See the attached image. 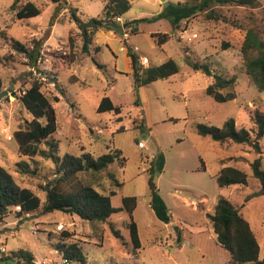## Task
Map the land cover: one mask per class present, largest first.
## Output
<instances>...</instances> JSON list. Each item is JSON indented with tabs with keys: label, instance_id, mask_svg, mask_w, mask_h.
Instances as JSON below:
<instances>
[{
	"label": "rangeland",
	"instance_id": "1",
	"mask_svg": "<svg viewBox=\"0 0 264 264\" xmlns=\"http://www.w3.org/2000/svg\"><path fill=\"white\" fill-rule=\"evenodd\" d=\"M25 1L20 0V3ZM31 1L43 7L41 14L19 20L10 9L13 0H0V78L1 90L7 91L0 99V165L20 186L29 187L45 198L38 184L53 176V165L40 157L31 159L19 155L13 134L20 124L31 118L18 96L33 78H40L42 90L56 109L57 129L52 136L58 142L60 156L65 152L79 154L81 147L96 155L111 148L122 151L125 165L120 167L116 162L109 165L123 182L121 188L113 189L110 200L112 206L119 209L123 196L136 197L132 214L141 247L132 246L129 218L123 208L105 222L86 221L61 211L25 214L21 219L10 213L0 226V247L7 251L26 249L39 264H65L50 242L57 239L59 230L66 228L72 233L71 240L83 248L85 264H229V253L216 242L207 217L208 213H213L217 198L223 196L237 206L249 222L260 245L258 258L262 259L264 195H255L260 185L251 176L250 169V162L258 154L246 144L220 143L202 137L197 134L196 125L221 127L227 119L233 118L236 128H245L254 136L250 116L255 110L264 112V91H258L246 74L240 45L247 28L264 37V0H257L255 7L234 4L220 7L222 18L218 21L191 20L162 47L152 44L148 32L171 33V25L165 19L140 22L136 33L126 30L128 38H123L126 34L113 31V35L107 29H99L94 35V46H99L100 50L96 52L92 47L90 54L78 56L69 67L64 62L67 36L71 29L75 33L77 28L68 8L50 0ZM66 1L82 20L99 16L105 2ZM180 1L134 0L121 16L120 23L137 18L143 11L152 13L164 3ZM11 37L27 43L31 38H42L38 69L29 67L20 55L6 56L11 52ZM126 50H133L139 57L146 56L147 61L143 62V58L139 61L141 65L172 58L179 71L169 78L135 88L133 70L124 69L126 61L122 54ZM195 61L209 63L211 71L224 77L235 75L234 85L223 92L233 91L236 97L217 102L206 94L205 88L212 78L201 69H195L192 66ZM49 77L55 78L54 82ZM104 96L120 106L121 111L97 112ZM54 97L58 100L54 101ZM139 141L145 143L146 148H140ZM259 144L264 168V136ZM155 154L164 158L163 169L156 172L154 181L170 210L169 223L158 220L149 205L146 170ZM20 160L36 166L37 174L20 173L16 167ZM223 165H234L246 171L248 184L219 187L215 174Z\"/></svg>",
	"mask_w": 264,
	"mask_h": 264
},
{
	"label": "trees",
	"instance_id": "2",
	"mask_svg": "<svg viewBox=\"0 0 264 264\" xmlns=\"http://www.w3.org/2000/svg\"><path fill=\"white\" fill-rule=\"evenodd\" d=\"M59 7L68 8L70 18L76 22L77 30L69 31L67 36V54L64 62L69 67L71 63L78 60V56L90 54L92 47L98 52L99 46H94V35L99 29H107L123 35L126 30L136 33L137 24L144 21H155L158 19L167 20L172 28L168 32H151L150 36L154 44L162 47L171 36H177L181 27L191 20L199 18L202 22L218 21L222 18L220 7L228 4L239 6L255 7L257 0H182L177 3H164L161 11L151 17H140L132 20L125 28L115 18L120 17L128 11L134 0H105L99 16L82 20L76 9L71 7L66 0H50ZM69 5V7H67ZM10 9L15 11V17L19 20L34 18L41 14L43 7L34 1L27 0L20 3V0H13ZM55 18V16H54ZM74 34V35H73ZM42 38H31L29 43L14 38H9L11 52L7 57L20 55L26 60L31 68L38 69V62L42 59ZM240 52L243 59L245 72L255 85L258 91H264V37H261L252 28H247L245 36L240 45ZM133 55L135 65L133 70L135 88L148 85L158 79H166L179 71L177 62L168 58L159 64H148L143 66L138 61V55L128 50ZM94 60V58H93ZM95 61V60H94ZM101 66V64H98ZM195 69L212 78L206 88V94L210 95L217 102L233 100L235 92H223V89L234 85L236 76L224 77L210 69L209 63L193 62ZM50 78V77H49ZM55 78H50L54 82ZM2 80L0 78V92L2 91ZM18 99L22 107L31 116L24 124H20L14 131L17 142V151L21 156L34 159L40 157L49 160L52 165V177L38 184V188L45 193L42 199L33 189L20 186L13 175L0 165V223L13 213L16 218L21 219L25 214L39 212L42 215L53 211H61L65 214L76 215L86 221L105 222L111 214L121 210L127 212L129 223L128 231L130 241L134 249L140 248V239L137 225L133 219V210L136 206L135 196H123L122 207L117 209L111 204V194L114 188H121L123 182L110 170L109 165L116 162L118 166L125 165V157L118 148H111L103 154H92L80 149L79 154L65 152L59 155L58 142L53 138L57 129L56 109L53 101L42 90L40 78H33L30 85L25 88ZM54 101L58 98L54 97ZM71 106L73 104L71 103ZM97 112L114 111L119 113L120 106L113 104L107 96L101 98ZM253 123L252 132L245 128H236L233 118L227 119L221 127L198 123L197 134L202 137H210L220 143L233 142L236 144L249 145L258 154L251 162V176L255 178L260 188L255 192L256 196L264 195V168L261 162V149L259 140L264 136V112L255 110L250 116ZM120 131V130H119ZM224 164V159H221ZM203 164V163H202ZM164 165V158L161 154H155L148 172V186L150 190L149 205L158 220L169 223L171 213L158 193L154 181L156 172H161ZM18 171L25 175H36V166L28 161L16 162ZM248 174L243 169L234 165H223L215 174V180L219 187L246 186ZM207 217L215 233L216 242L224 247L230 256L229 264H264V257L258 258L260 245L249 222L242 216L239 208L226 197L220 196L214 205L213 213ZM111 230L117 234L111 226ZM72 233L62 228L57 234V239L52 241L48 237L52 248H54L63 259L80 264L86 263V254L83 248L74 240H71ZM0 260H7L10 264H39L33 254L26 249H17L0 252Z\"/></svg>",
	"mask_w": 264,
	"mask_h": 264
},
{
	"label": "crops",
	"instance_id": "3",
	"mask_svg": "<svg viewBox=\"0 0 264 264\" xmlns=\"http://www.w3.org/2000/svg\"><path fill=\"white\" fill-rule=\"evenodd\" d=\"M163 5H164V4L160 5V7H159L156 11H151L152 13H149V12L143 11L142 13H140V15H138L137 18H140V17H151V16H153V15H156L157 13H159V12L161 11ZM137 18H135V19H137ZM132 20H134V19H132ZM132 20H131V21L124 22V23L122 24V27H123L124 24H128V23L132 22ZM158 20H160V19H158ZM158 20H156V21H158ZM121 21H122V20H121ZM126 26H127V25H126ZM126 26H125V27H126ZM125 27H124V28H125ZM108 31H109L111 34L115 35V34L113 33L112 30H108ZM156 31H158V30H149L148 34H149V37H150L151 40H152V38H151V36H150L151 32H156ZM124 34H126V36L123 37V38H128L129 34H128L127 32H125ZM174 36H175V34H174ZM152 44L154 45V41H153V40H152ZM135 48H136V47H135ZM135 48H134V49H135ZM132 52H134V51L132 50ZM134 53H135V52H134ZM122 57H123V59L126 61V65H125V68H124V69L126 70V72H132V70H133V68H132V63H131L130 55L128 54V51H127V50L125 51L124 54H122ZM143 57L147 58L146 56H141V57L138 56V61H141V59H142ZM147 59H148V58H147ZM159 63H161V62H158L157 64H159ZM143 66H147V64H143ZM1 224H2V223H0V226H1ZM2 229H4V228H2Z\"/></svg>",
	"mask_w": 264,
	"mask_h": 264
},
{
	"label": "built area",
	"instance_id": "4",
	"mask_svg": "<svg viewBox=\"0 0 264 264\" xmlns=\"http://www.w3.org/2000/svg\"><path fill=\"white\" fill-rule=\"evenodd\" d=\"M117 21H119V22H121V18L120 17H116L115 18ZM145 61H147L146 60V58L145 57H143V62H145ZM138 146L140 147V148H146V145H145V143H143L142 141H139L138 143ZM0 252H4V253H7V250L4 248V247H0ZM0 258H1V254H0ZM63 261H64V263L65 264H69L68 263V261H66L65 259H63ZM0 264H10L9 263V261H7V260H0Z\"/></svg>",
	"mask_w": 264,
	"mask_h": 264
},
{
	"label": "water",
	"instance_id": "5",
	"mask_svg": "<svg viewBox=\"0 0 264 264\" xmlns=\"http://www.w3.org/2000/svg\"><path fill=\"white\" fill-rule=\"evenodd\" d=\"M127 24H124L123 25V28L126 26ZM130 58H131V63H132V68L134 70V65H135V59H134V56L133 55H130ZM7 94V91L6 90H3L0 92V99L2 98V96L6 95Z\"/></svg>",
	"mask_w": 264,
	"mask_h": 264
},
{
	"label": "bare ground",
	"instance_id": "6",
	"mask_svg": "<svg viewBox=\"0 0 264 264\" xmlns=\"http://www.w3.org/2000/svg\"><path fill=\"white\" fill-rule=\"evenodd\" d=\"M147 60V59H146Z\"/></svg>",
	"mask_w": 264,
	"mask_h": 264
}]
</instances>
